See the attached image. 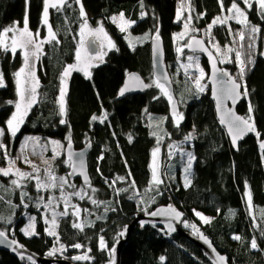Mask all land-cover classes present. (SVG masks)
Listing matches in <instances>:
<instances>
[{
    "label": "trees",
    "instance_id": "1",
    "mask_svg": "<svg viewBox=\"0 0 264 264\" xmlns=\"http://www.w3.org/2000/svg\"><path fill=\"white\" fill-rule=\"evenodd\" d=\"M82 2L92 26H96L97 21L104 20V26L112 35L118 50L109 51L103 63L93 67L90 79L80 71L73 72L67 79L66 119L71 125L72 144L76 148H84L89 142L93 144L89 154V171L92 186L97 189L94 198L110 202V205L106 203L97 208L87 199L79 201L74 198L81 208L91 210L93 215L83 213L82 218L86 221H94V226L85 227L84 232H79L71 227L74 218L68 217L59 222L58 232L63 243L72 245L79 242L91 249L88 254L95 259L74 261L71 257L82 254L85 249L77 250L71 247L63 256L60 253L48 256L47 253L52 249L54 240L45 234L46 225L41 219L43 209L38 211L35 206L34 201L38 193L33 184L28 185L26 191L33 199L31 201L25 199V203L28 204L25 208L20 204L19 190L12 189L9 184L12 177H0V197H2L0 217L4 218L0 219L1 229L10 230L8 231L10 237L19 240L41 257L59 258L73 264H108L110 259L108 253L100 251L98 247L100 236L104 237L111 248L117 233L127 228L137 213H146L142 209L146 208L149 213L160 205L171 204L186 213L187 221L201 225V229L212 238L216 247L228 255L230 264H264V238L259 236V229L252 227L245 197V181H247L252 192L253 215L256 216V223L264 227L261 215V210H264V161L261 160L258 140L255 135H250L240 144L239 150H235L225 129L219 124L210 89L195 95L194 85L179 69L178 61L182 57L178 59L173 34L179 33L182 29L181 23L175 22L180 0H144L145 10L149 15L143 20L139 19L141 9L138 0H82ZM225 3L229 4L230 0H225ZM192 7L194 17L198 13H206L203 19L198 21L194 19L197 28L206 27L220 13L217 0H192ZM42 9L43 0H28L27 4L25 0H0V29L16 21H19L20 27H23L27 12L30 29L35 32L39 27L41 36H44L46 28L40 24ZM121 11L137 21L131 28L134 35H144L150 30L154 32L155 26H159L160 38L165 44V61L173 79L179 111L184 115V120L178 129L174 127L167 99L161 97L160 100H153V96L159 95L158 89L150 88L144 93L119 98V89L130 72L138 71L147 82L155 78L151 40L133 42L135 44L133 50L128 46V40L124 38L126 34L121 33L108 19ZM78 12L79 7L75 4L72 10L64 13L50 9V23L61 43L45 45L46 55H41L40 60L37 61L36 75L40 81L38 89L40 103L33 108L15 140L4 141L9 144L12 156L16 155L26 135L38 136L42 141L58 140L64 143L65 147L67 146L65 136L69 128L58 122L60 117L55 114L58 109L56 100L59 95L60 73L65 65L75 63L74 51L77 41L72 39V35L78 31ZM65 16L68 17L67 21ZM249 19L253 24L260 26L261 33L258 35L256 51L252 53L255 63L247 72L245 79L251 93L249 99L255 107L256 127L264 137V55H261L264 52V21L260 20L255 10L249 13ZM233 26L239 28L236 24ZM214 35L222 44L230 40L224 27H215ZM185 53L191 52L185 50ZM203 63L207 66L205 59ZM21 66L22 59L19 53L13 58L10 53L0 52V69L4 73L7 85L0 88V126H4V121L14 110L7 101L17 99L12 74ZM223 67L234 76L237 74L238 69L234 63L223 64ZM178 69L179 75H177ZM247 107V101L243 100L238 110L246 115ZM145 108L155 118L153 121H149L148 115L144 112ZM102 111L108 113V120L104 124L98 121L90 122L92 115L99 116ZM165 116L168 119L160 124V118ZM150 123L151 127L148 126ZM193 126L196 130L195 138L184 144L191 148L196 160L190 176L191 187L184 188L180 169L173 176H169L173 169L168 165L172 159L167 156L169 151L167 145L180 144L184 136L192 131ZM153 131L164 137L160 144L165 170V183L159 186L162 195L155 191L145 192L151 176L149 168L151 151L157 146L156 137L151 135ZM129 134L133 136L131 144L128 143ZM168 134H171L170 138ZM101 154L104 155V160L99 162V167L103 177L111 181L116 176H127L128 171L131 170L132 179L136 181L135 190L129 189L128 192L117 196L115 191L108 188L104 178L96 171L97 157ZM65 158L66 155L56 162L57 175L67 174L70 171L61 163ZM5 163L0 153V164ZM74 183L80 186L83 182L77 179ZM126 187H128L126 182H119L116 185V188ZM134 191L139 192V195L135 199H128ZM43 195L47 198L49 193ZM141 197L144 200L143 204L140 203ZM8 201H11V205ZM15 205L19 207H14ZM105 207H115L116 211L105 212ZM193 210L212 217V223L203 224ZM230 210L235 215H231ZM24 212L38 215V236L27 237L20 231L26 223ZM96 216H101L102 219L97 220ZM7 219H11L12 223H6ZM234 234L240 235L242 240H233L231 237ZM253 236L257 237L260 251L249 248ZM162 256L165 258L163 261L160 260ZM0 264H30V262L0 249ZM121 264L211 263L204 257L202 251L184 236L159 226L149 225L144 228L138 226L134 230L128 245L123 250Z\"/></svg>",
    "mask_w": 264,
    "mask_h": 264
},
{
    "label": "snow or ice",
    "instance_id": "2",
    "mask_svg": "<svg viewBox=\"0 0 264 264\" xmlns=\"http://www.w3.org/2000/svg\"><path fill=\"white\" fill-rule=\"evenodd\" d=\"M25 2L27 4L28 0H25ZM138 2L141 9L139 19L143 20L149 13L145 10L144 0H138ZM73 4L79 7L77 21L78 31L72 35V39L77 41V47L74 51L75 63L65 65L60 73L59 95L56 100L58 109L55 113L60 117L58 121L59 124L67 125L69 128V132L65 136L67 146L65 147L64 143L58 140L47 139L42 141L40 137L28 136L21 145V154L12 158L9 144L4 141L6 139L9 141L15 140L21 127L32 113L33 108L37 107L40 103V99H38L40 81L36 75L35 62L40 60L41 55H46V53H44L45 45H59L61 43L57 32L50 23V9L57 13H64L67 10H72ZM217 4L219 5L220 13L212 19L205 29L201 30L195 27L193 20L195 19L198 21L203 19L206 13L201 12L194 17L192 0H180V4L176 11L175 22L182 23V31L173 34V41L176 44L175 51L178 54V59L185 56V49H188L192 54L186 56L187 63L179 64V69L183 70V75L194 85L196 90L194 94L198 95L203 93L207 88V84L202 82L208 74L205 72L204 68L201 67L199 62L200 57L195 55V53L200 52L207 55L211 67L210 80L213 84L212 96L216 102L219 124L226 129V134L230 138L233 148L237 151L239 150L238 142L249 133L254 134L259 141L261 160L264 161V140H260L261 133L257 130L254 116L255 107L249 99L251 93L245 79L247 72L251 70V66L255 63L252 53L255 48L257 34L261 33L260 26L258 24H253L249 19V13L255 10L260 20L264 21V0H230V3L227 5L225 0H217ZM241 5H243V7ZM185 12H187V15H185ZM108 19L117 26L121 33L128 34L124 38L128 40V46L134 50L135 44L129 39L131 35L129 29L132 28L137 21L127 18L123 11L119 12L117 15L110 16ZM65 20H68L67 16H65ZM229 21H233L241 27L239 29H234ZM40 24L47 29L46 35L44 36H41L39 27L35 32L30 29L26 12L23 20V27H20V22L16 21L13 22L12 25L0 29V52L10 53L13 58L19 53L22 59V66L12 74L17 99L15 101H7V104L13 106L14 110L11 112L10 117L4 121V126H0V153H2V159L7 164L6 167H0V177H12L9 180V184L12 189L19 190L20 204L25 208L28 207V204L25 203V199L27 198L30 201L33 199L26 189L29 184H33L35 191L38 193L34 201L35 206L38 211L41 208L44 210L42 219L43 223L46 225L44 230L45 234L52 237L54 240L52 249L47 253L48 256H55L57 253L63 256V254L68 251V248L71 247L77 250L85 249L82 254L72 256V260L92 261L95 258L88 254L91 252L90 248H86L85 245L79 242L66 246L61 243L60 234L58 232L60 219L68 217L74 218L71 227L79 232H84L85 227L94 226V221H86L82 218L83 213L93 215L91 210L88 208H81L78 203L73 202L74 198L79 201H85L87 199L97 208L106 203L110 205V202L100 201L94 198L97 189L92 186L90 177L87 173L84 155L82 152L75 153L72 151L71 125L68 124L66 119L67 79L76 71L83 72L84 76L90 79L91 72L88 71V69L98 66V63H103L104 56L107 55L108 51L118 49L104 27V20L97 21L95 27L89 24L88 14L84 9L82 0H43ZM215 27H224L226 29L227 35L230 37L228 43L223 46L220 45L213 34V29ZM69 31H71V29H69ZM201 31H203V37L198 38L195 34ZM77 37L79 38L78 40ZM135 40L137 42L151 40L153 43L154 56L157 61L162 56L158 25L155 26L154 32L150 30L148 33H145L143 37H137ZM181 41H184V43L181 44ZM237 44H239V47H235ZM91 49H97V51L92 52ZM241 49L245 51H241ZM261 55H264V52H262ZM218 63L221 65L234 63L238 69L237 74L234 76L227 69L218 67ZM157 66L159 65L157 64ZM179 69L177 70V75L180 74ZM171 83L172 81L166 73L156 76L147 83L141 79L139 75L129 74L128 80L119 89L118 95L124 96L126 92L137 89L141 91L150 88L158 89L159 95L153 96V100H160L161 97L167 99L171 108V117L174 127L178 129L181 122L184 120V115L178 110L177 101L170 91ZM6 86L4 73L0 71V88ZM242 99L246 100L248 104L247 113L243 116L238 115L235 111V106ZM229 101L231 102V107L228 106L227 102ZM144 112L148 115L150 122L155 119L152 117L151 113L148 112L147 108L144 109ZM167 119V116L160 118V124H163ZM107 120L108 113L106 111H102L99 116L94 114L90 118V122L98 121L100 124H104ZM148 126L151 127L152 124L150 123ZM157 127H159V125H157ZM195 131V126H193L192 131L184 136L180 145L176 143L167 145L169 149L167 156L169 159L173 158L177 152L181 154L182 158L186 157L183 168L184 188L191 187V169L196 157L192 152L185 151L182 145L195 138ZM151 135L156 137L157 146L151 151V162L149 164L151 176L148 182V188L145 189V192L155 191L157 194L162 195L163 193L160 191L159 186L164 184L165 181L162 178L160 171L161 164L158 158L161 152L160 144L164 137L157 135L155 131H153ZM113 136H115V133H113ZM168 136L170 138L171 134H168ZM132 142L133 136L129 134L128 143L131 144ZM29 144H31V155L39 156L41 163L44 165L43 168L29 158V153L27 151ZM87 146L91 147V143L89 142ZM117 147H119L118 143ZM49 150L51 151V156H46ZM65 155L66 158L63 159L61 163L69 168L70 171L66 175L58 176L56 174V162L60 161L61 157ZM77 157L79 158L77 159ZM121 157H123V152H121ZM17 160L27 165L31 171H23L21 168L17 167ZM102 160H104L103 154L97 157L96 171L104 178L108 188L115 191L117 196H120L121 193L128 192L129 189H136V181L132 179L131 170L128 171L127 176H116L111 181L103 177V173H101L99 167V162ZM124 163L125 167H127V161ZM77 176L83 179V183L80 186H77L73 182V178ZM119 182H126L128 187L116 188ZM245 190L246 205L252 220V227L254 229H259V236L264 238V227L256 223V216L253 215L252 192L247 181H245ZM43 193H49L47 198H45ZM137 195H139V192L134 191V194L130 195L128 199H135ZM0 199H2V197H0ZM118 202L119 201H117V203ZM152 202H155L154 197L152 198ZM8 203L11 205V201H8ZM140 203H144L142 197ZM14 207H19V205H15ZM57 209L62 210L58 211ZM109 210L114 212L116 208L105 207L104 209L105 212ZM142 210L152 217H171L178 222L184 223L185 227H192L198 238L203 240L211 249L212 253L215 254L213 264H229L228 257L219 254L212 246L211 241H209L195 225H188L186 221H181L183 213L179 212L173 205L169 204L167 208H161L151 213H148L146 208ZM193 211L203 224L212 223V217L204 216L202 213L196 212L195 210ZM230 214L235 215L231 210ZM261 215L262 222H264V210H261ZM0 219L4 218L0 217ZM96 219L99 220L102 219V217L96 216ZM5 222L11 224L12 220L7 219ZM144 223L146 222H141V227L144 226ZM153 226L155 227V224H153ZM167 227L169 232L176 230L171 223H169ZM8 231L10 230H0V237L4 238V240H8ZM20 231L27 237L38 236L39 233L36 231V217H29L28 223L25 227L21 228ZM126 231L127 229L125 228L117 233L111 248H109L103 236L99 237L98 247L100 251H106L108 253L110 257L108 264H115V245L119 243L120 238L125 235ZM231 238L236 241L242 240V237L238 234H234ZM11 245H16V247L19 248L24 247L15 239L10 241V246ZM249 248L251 250H261L256 236H253L250 240ZM13 250L15 251V249ZM20 258H26L30 264H36V261L31 255L25 257L23 254H20ZM164 259L163 256L160 257L161 261Z\"/></svg>",
    "mask_w": 264,
    "mask_h": 264
},
{
    "label": "water",
    "instance_id": "3",
    "mask_svg": "<svg viewBox=\"0 0 264 264\" xmlns=\"http://www.w3.org/2000/svg\"><path fill=\"white\" fill-rule=\"evenodd\" d=\"M201 36H198V38H200ZM206 40V39H205ZM150 44H151V50H152V65H153V74H154V77L156 76H160V75H163L164 73H166L169 77V79L172 81L171 85H170V91L172 92L173 96L175 97L176 101H177V98H176V95H175V92H174V84H173V79H172V76H171V73L167 67V64H166V61H165V44H164V41L162 38H160V46L162 48V56L159 58V60L157 61L156 57L154 56V51H153V43L152 41H150ZM187 51H189L188 49H185ZM92 52H95L97 51V49H91ZM195 54H199L202 56L203 59L206 60L207 62V66H208V71H209V76H208V80H209V85H210V93H211V98L213 99L214 101V104H215V111H216V102L212 96V88H213V84L210 80V76H211V67H210V63L208 61V58H207V55L206 54H203V53H200V52H197ZM157 64L159 66H157ZM218 67L220 68H224L221 64L218 63L217 65ZM129 74H136V75H139L141 77V79H143L146 83V79L143 77V75L141 73H139L138 71H132L130 72ZM129 74L127 75L125 81H124V84L125 82L128 80V77H129ZM123 84V85H124ZM122 85V86H123ZM147 89L141 91V90H134V91H130V92H126L124 96H119V98H124L130 94H138V93H144L146 92ZM243 101V99L235 106V111L238 115H241L243 116L242 113L239 112L238 110V106L241 104V102ZM228 103V106L231 107V102H227ZM177 107H178V110H179V105H178V101H177ZM216 115H217V119H218V114H217V111H216ZM223 127V126H222ZM224 128V127H223ZM225 129V128H224ZM226 131V129H225ZM250 135H254L252 133H249L248 135H246L241 141L238 142V146H240V144ZM256 137V136H255ZM257 138V137H256ZM230 140V138H229ZM258 140V139H257ZM260 140H264V137L260 136ZM258 145H259V141H258ZM92 147H93V144L91 143V147H84V148H76L74 144H72V151L75 152V153H83L84 155V160H85V164H86V168H87V173L90 177V180H91V183H92V179H91V176H90V171H89V154L92 150ZM235 149V148H234ZM236 150V149H235ZM79 157H77L78 159ZM77 179H81L82 182H83V179L82 177L80 176H77V177H74L73 178V182L76 181ZM168 205H160L158 207H156L153 211H157L158 209H161V208H167ZM174 206V205H173ZM179 212L183 213V216L181 217V221H186V213L180 209H178L176 206H174ZM151 211V212H153ZM149 212V213H151ZM144 221L146 223H144V227H147L149 225H153L155 224V226H159V227H162V228H165L169 231L167 225L169 223L172 224V226L176 229L175 231H172L173 233H177L179 235H182L184 236L188 241H190L191 243H193L195 246H197L203 253L204 257L211 263L213 264V261H214V258H215V254L212 253L211 249L208 247L207 244H205L203 242V240L199 239L198 236L195 234V232H192L188 229L185 228L184 226V223L182 222H178L176 221L175 219H172L171 217H165V216H157V217H152L150 215H147L146 213H137L132 222L127 226V231L124 235V237H122L119 241V243L117 244L116 246V252H115V264H121V260H122V253H123V250L125 248L126 245H128L130 239H131V236L134 232V230L140 226L141 227V222ZM0 230L1 229V226H0ZM199 231L201 233H203L204 236L207 237V239L209 241H211L212 243V246L216 249V251L221 254V255H224L226 257H228L227 254L225 253H222L217 247L216 245L214 244L212 238L210 236H208L205 231L203 229H199ZM15 238H12L8 235V240H4V238L0 237V249L1 250H4V251H7L17 257H20V254H23L25 257L31 255L33 257V259L36 261V264H73L71 263L70 261H65V260H60L59 258H49V257H41L39 254L35 253L34 251L30 250L28 248V246L24 245L23 243H21L19 240L15 239L16 241H18L19 244H22L24 247L23 248H19V247H16V245H11L10 246V241L13 240ZM15 249V251L13 250ZM229 259V257H228ZM25 260H27L25 258ZM28 261V260H27ZM230 264V263H229Z\"/></svg>",
    "mask_w": 264,
    "mask_h": 264
},
{
    "label": "rangeland",
    "instance_id": "4",
    "mask_svg": "<svg viewBox=\"0 0 264 264\" xmlns=\"http://www.w3.org/2000/svg\"><path fill=\"white\" fill-rule=\"evenodd\" d=\"M180 4V3H179ZM242 6V5H241ZM243 7V6H242ZM115 15H117V14H115ZM185 15H187V12H185ZM126 16V15H125ZM127 17V16H126ZM127 18H129V17H127ZM131 19V18H130ZM193 23H194V20H193ZM229 23L232 25V27L234 28V29H239L241 26L240 25H237L239 28H235L234 26H233V24H235L233 21H229ZM89 24L91 25V23L89 22ZM92 26V25H91ZM92 27H95V26H92ZM105 27V26H104ZM181 28H182V23H181ZM197 28V27H196ZM206 27H204V28H198V29H201V30H203V29H205ZM105 29H106V27H105ZM215 29V28H214ZM214 29H213V34H214ZM106 31L108 32V34H109V36L112 38V40H113V37H112V35L109 33V31L106 29ZM182 31V29L180 30V32ZM34 32V31H33ZM46 32H47V29H46ZM129 32H130V36H129V39H131L134 43H137V41L135 40V38H137V37H143L144 35H134L132 32H131V28L129 29ZM126 35H128L127 33H125ZM46 35V34H45ZM195 35H197V36H201V37H203V31H201L200 33H196ZM258 35L259 34H257V37H256V41H255V48H254V51H256V46H257V39L259 38L258 37ZM215 37H216V35H215ZM206 39V38H205ZM217 40V39H216ZM114 41V40H113ZM150 41V40H149ZM218 41V40H217ZM229 42V41H228ZM139 43V42H138ZM181 44H183L184 43V41H181L180 42ZM219 43H220V45L221 46H223L224 44H222L220 41H219ZM235 47H239V44H237V45H235ZM241 51H245L244 49H241ZM109 53V51L107 52V54ZM192 53H185V56H182V58H180V60L178 61V63L180 64V63H187V60H186V56L187 55H191ZM255 54V53H254ZM195 55H198L199 57H200V65H201V67H203L204 68V70H205V72L207 73V74H209V71H208V67L207 66H205V64L203 63V58H202V56L201 55H199V54H195ZM233 56H234V54H233ZM105 57H106V55L104 56V59H105ZM99 64V63H98ZM36 65H37V61L35 62V70L37 69L36 68ZM223 66V65H222ZM92 69H93V67H91V68H89L88 69V71H90V72H92ZM225 69V68H224ZM182 70V69H181ZM0 71H1V69H0ZM183 71V70H182ZM208 76L209 75H207L206 77H205V80L202 82V83H206L207 84V88H206V90H209L210 89V85H209V80H208ZM205 90V91H206ZM28 136H33V135H26V136H24L23 137V139H22V141H21V143H20V146H19V148H18V150H17V153H16V155L15 156H12L11 155V157L12 158H15V157H17V156H19L20 154H21V145H22V143L24 142V140H25V138L26 137H28ZM36 137H38V136H36ZM188 144V143H187ZM182 145V148L185 150V151H190V152H192L193 154H194V152L191 150V148L188 146V145ZM177 145H180V144H177ZM49 147H51V146H49ZM161 148V147H160ZM28 153H29V158L34 162V163H36L37 165H39L41 168H43L44 167V165L41 163V161H40V158H39V156H37V155H31V144H29V147H28ZM46 156H51V151L49 150L47 153H46ZM159 162H160V164H161V168H160V171H161V174H162V178L164 179V169H163V161H162V149H161V152H160V155H159ZM172 160H171V162L168 164L170 167H172L171 169H173V172H171V174L169 173V176H173V174L178 170V169H180V173H181V176H182V178H183V180H184V172H183V168H184V163H185V160H186V157L185 158H182L181 157V154L180 153H176L174 156H173V158H171ZM194 163V162H193ZM177 165H179V167H176ZM7 166V164L5 163L4 165H2V164H0V167H6ZM17 167H19V168H21L23 171H31V169L27 166V165H25V164H23V163H21L19 160H17ZM175 168H177V169H175ZM192 169H193V167H192ZM192 169H191V173H192ZM57 174V173H56ZM61 175H66L65 173L64 174H60V175H58V176H61ZM167 176H168V171H167ZM77 200H74L73 199V202L74 203H78L79 204V202L77 201ZM80 205V204H79ZM58 211L59 210H62V209H57ZM201 213V212H200ZM44 214V210H42V215ZM203 214V213H202ZM42 215H41V219H42ZM204 216H207V217H210V216H208V215H205V214H203ZM31 216H35L36 217V231L38 232V225H39V221H38V215L37 214H30V213H28V212H24V214H23V217L26 219V223H25V225L23 226V227H25L26 226V224L28 223V219H29V217H31ZM199 219V218H198ZM62 219H60V221H61ZM42 221H43V219H42ZM59 221V222H60ZM186 222L188 223V225H195L196 226V228H198V229H201V225H199V224H194L193 222H189V221H187L186 220ZM202 222V221H201ZM185 226V225H184ZM186 229H188V230H190V231H192V232H195L194 231V229L192 228V227H185ZM60 241H61V243H63V241L61 240V238H60ZM64 245H66L65 243H63ZM67 246V245H66ZM117 246V244L115 245V247ZM68 251H69V249H68ZM67 251V252H68ZM67 252H65V253H67ZM75 255H79V254H75Z\"/></svg>",
    "mask_w": 264,
    "mask_h": 264
}]
</instances>
